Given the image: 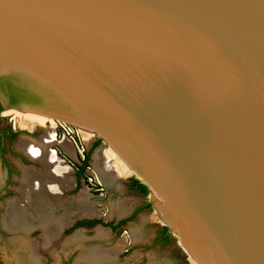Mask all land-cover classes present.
<instances>
[{
	"label": "water",
	"instance_id": "95a60500",
	"mask_svg": "<svg viewBox=\"0 0 264 264\" xmlns=\"http://www.w3.org/2000/svg\"><path fill=\"white\" fill-rule=\"evenodd\" d=\"M5 76L92 119L195 263L264 264V0H0Z\"/></svg>",
	"mask_w": 264,
	"mask_h": 264
},
{
	"label": "rangeland",
	"instance_id": "374dc122",
	"mask_svg": "<svg viewBox=\"0 0 264 264\" xmlns=\"http://www.w3.org/2000/svg\"><path fill=\"white\" fill-rule=\"evenodd\" d=\"M27 104L28 106L45 109L51 112H56L59 109L53 104L52 105L42 104L40 106L38 105L39 104L38 102L31 103L30 105L29 103ZM15 105H25V104L23 103V101L22 102L18 101L15 102ZM13 109H17V108L12 107L8 109H3L0 112V126L1 127L13 126L16 131V135L12 138L11 142L7 143V141H5L3 146L2 155L5 158V160L8 162L11 168L10 169L11 172L9 173L8 178L5 179L4 167L0 165V174H1L0 207H3V205H5L6 201L9 199H16L18 200L20 205L22 206L26 205V201L21 197V195L18 193L17 190V187L19 185L18 178L21 174L20 173L21 168L23 167H32L34 169L39 168L41 169L42 173L45 172V166H43L44 164L32 160L24 152L22 148L23 146L21 147V144H23L24 141L27 142V140H34V141L36 140L35 142L38 143L39 141H42V138L44 137L48 138V136H52L53 140L52 142H49L48 148L49 151H52L53 153V158L50 160L55 161V163L51 164L50 161L47 166L51 168H56L59 166L65 167L68 172L67 177L69 184L62 195H61L62 192L61 190L59 194V201L57 206L60 207L61 205H63L65 199H67L65 202H69L70 205L69 213L71 214L69 215L70 216L69 223L63 225L62 229L57 234V237H55L53 241L48 245L46 244L43 245L42 243L43 241L40 237V234L35 235V233H32L29 236L30 241H32V239L35 241L34 245L36 247V252L40 257V264H75V258L79 254L78 247L72 246L71 248H68L66 250L62 249L63 242L65 241V239L71 236L77 230H80V229H75L72 232H68V233L64 232L72 222L81 218H87V219L97 218L108 222L110 220L116 219L117 216H121L125 214L126 210L128 211L131 207H133L138 202H141L143 199H147L149 201V204L146 210L140 214V218L141 216H145L146 218L145 225L148 233H151V231L157 224H164V226H166L167 228V224L162 219L161 214L158 211L157 207H155L154 201L156 197H153L152 191L150 192V190L147 189L144 197L133 195L126 191L124 183L130 176L132 177L136 176L135 178L139 180V182L141 183H143L142 181L143 179L134 170H132L128 164H126L130 168L128 172H125L124 170L120 171L121 169L119 170L117 158H114L109 155L108 149L111 148V146L101 137L96 135L94 132H91L90 130L89 137L85 139V137L81 135L82 132H80L78 126L69 124L60 119H54L52 117L51 118L54 121L53 124L50 122H46L43 125L40 124L32 125V123H29L30 121L21 119V117H15L14 116L15 114L11 112V110ZM18 122H20L21 125H18ZM23 122L24 123L27 122L29 125H26ZM59 123L63 127H57L59 126L58 125ZM95 139L97 141L94 143V146H92V148H90V150L88 151L86 165L83 167V169L80 172L81 186H79V188L76 191H73L72 190V185L74 180L73 175L74 172L76 171L75 163L76 162L78 164L81 163L82 154H85L86 150L90 145V142H92V140ZM61 141L65 142L69 146V150H65L64 147L61 146ZM119 159L121 158L119 157ZM95 160L97 161L100 160L101 164L103 162L104 163L108 162L109 165H112L113 168H111V173L113 177L116 178L117 180L116 181L117 189L114 190L109 189L100 180L98 172L94 167ZM145 186L147 188V185ZM81 191H84L86 193V200L88 201V203L94 205L95 212L93 214L85 215L78 211L76 199ZM115 198L119 199L120 203L122 204L121 208L122 209L125 208V210L123 211V213H121V215H118L112 209V204L114 203ZM156 199L159 200L158 198ZM81 229H83V234L88 236L92 235V233L95 230H98V228L94 229V227H90L88 229L85 228H81ZM104 232L105 231L101 230V233ZM171 234L173 235V239L171 243L169 244L168 247H165L164 250L160 251V254L156 256L157 259L162 260L164 264H197L194 262L193 258L190 255H188V252L185 249H183L181 243L178 240L177 235L175 233H171ZM5 239H6V235H4V233H0V264H18L16 259H14L15 257L11 256L10 253L7 254L3 253V250L6 246ZM103 239L106 241V243H108L107 242L108 240H111L112 242L118 238L113 239L107 236L106 238ZM120 240L121 239L118 240L117 244L120 243ZM122 241L123 243H125L124 237L122 238ZM86 242L87 241H83L82 244L85 245ZM28 245H30V243ZM9 248L10 250H12L13 247L10 246L8 247V249ZM124 248L125 247L123 245H121V247L119 245L116 246L117 251L114 254V259H116L117 264H133L136 259V256H132V254H134L133 252L137 251V249L136 250L134 249L129 253H126L123 252ZM26 249L29 251V246L26 247ZM150 252L151 250H149L148 252V256H150L148 258L152 259ZM24 253L25 251L23 249L22 256Z\"/></svg>",
	"mask_w": 264,
	"mask_h": 264
},
{
	"label": "bare ground",
	"instance_id": "6f19581e",
	"mask_svg": "<svg viewBox=\"0 0 264 264\" xmlns=\"http://www.w3.org/2000/svg\"><path fill=\"white\" fill-rule=\"evenodd\" d=\"M19 110L21 109H13L11 112L15 114V117H21V119L30 121L29 123H32V125H43L46 122L54 123L53 119L49 116L32 111ZM80 123L81 124L77 126L85 139L89 137L90 129H94L95 127L102 130L92 119H81ZM24 124L29 125L27 122ZM18 125H21V123L18 122ZM100 130L98 133L102 135L101 133H104V131L102 130L100 133ZM52 138V136H48V138L44 137L42 141L38 143L35 142L36 140H27V142L24 141L23 144H21V147L23 146L22 148L28 157L44 164L45 172L42 173L39 168H21L17 190L26 201V205H20L16 199H9L3 207H0V233L6 235V246L5 248L3 247L4 250H2L4 254L10 253L11 256H14L18 264H40V257L34 245L35 241L33 239L32 241L29 240L30 234H40L43 245H48L57 237L63 225L69 223V215L71 214L69 213V202H65L67 199H65L63 205H59L60 207L57 206L61 190L67 188L69 184L67 169L61 166L56 168L47 166L51 161L50 159L53 158V153L49 151L48 148L49 142L53 140ZM61 146H63L65 150H69V146L65 142L61 141ZM108 152L110 156L117 158L119 170L121 169L120 171L124 170L128 172L130 168L122 159H119L116 150L111 147L108 149ZM107 163L108 162H103L101 164L100 160H95L94 167L104 185L114 190L117 189V180L111 173V168H113L112 165ZM151 191L153 197L158 198L155 191L153 189H151ZM76 200L80 213L86 215L95 212L94 205L88 203L86 200V193L84 191L78 194ZM121 205L119 199L115 198L112 209L118 215H121L125 210V208H121ZM141 226H143V224ZM101 234L103 233L96 230L92 237H90L91 235H85L83 231L77 230L65 239L62 249L66 250L72 246L78 247L79 254L75 258V264H115L113 259L116 248L106 247L94 242L95 238H101ZM83 241H87L85 245L82 244ZM29 243L30 245H28ZM10 246L13 247L12 250H10V248L8 249ZM28 246L29 251L26 249ZM23 249L25 253L22 256Z\"/></svg>",
	"mask_w": 264,
	"mask_h": 264
},
{
	"label": "flooded vegetation",
	"instance_id": "af4514ba",
	"mask_svg": "<svg viewBox=\"0 0 264 264\" xmlns=\"http://www.w3.org/2000/svg\"><path fill=\"white\" fill-rule=\"evenodd\" d=\"M17 84L19 87L21 86V84L18 81H17ZM40 98H41V101H40V103L38 102L39 103L38 105L40 106L42 104H46L45 98H43V97H40ZM15 102H18V101H15ZM15 102H8L7 98L2 93H0V112L3 109L15 107L16 106ZM23 103L25 105H28L27 102L23 101ZM29 105H30V103H29ZM15 135H16V131H15V128L13 126L12 127L11 126H7V127H1L0 126V165L4 167L5 179L8 178V175L11 172L10 171L11 168H10L8 162L5 160V158L2 155L3 146H4L5 141H7V143L11 142L12 138ZM96 141L97 140L95 139V140H92V142H90V145H89L88 149L86 150L85 154H82L81 163L80 164H78L77 162L75 163L76 164L75 165L76 171L74 172V175H73L74 176L73 177L74 178L73 185H72L73 191H76L79 188V186H81L79 166L82 164V161H83L85 155H88V151L90 150V148H92V146H94V143ZM37 162H39V161H37ZM50 163L54 164L55 161L52 160ZM135 179H136L135 177L130 176L126 180V182L124 183L125 189L128 193L144 197L145 194L142 193V189L138 185L141 182H139V180H138V182H136ZM65 189L66 188L62 189L61 195L63 194ZM148 204H149V201L147 199H143L141 202H138L133 207H131L128 211H126L125 214H123L121 216H117L116 219L110 220L108 222H106L102 219H97V218H94V219H87V218L77 219L74 222H72L71 225L68 226V228L64 232H66V233L72 232L79 227H83L85 229H88L90 227H95V226L102 227L107 231L110 238H113V239L114 238H120L121 241H122L123 237L125 238V241H124L125 243L122 244L125 247L123 249V252L129 253L130 251L137 249L136 252H139L140 255L136 256V259H135L133 264H145V262L147 261L149 250H151L150 253L153 254V257L157 258L156 256H158V254H160V251L164 250L165 247H168L169 244L171 243L172 239H173V235L170 233V231L163 224L155 225V227L153 228L151 233H148L146 231V227L143 226L144 231L141 234V238L139 237L138 239L133 240V241L130 239V235L127 231V225L128 224L135 225V224L139 223L141 220L140 214L146 210ZM82 220H96L98 222L94 223V224H90V225H86V224L76 225L77 222L82 221ZM142 224L145 225L146 223H142ZM94 232L92 233V235L94 234ZM92 235L90 237H92ZM98 240H101V238H95L94 242L98 243Z\"/></svg>",
	"mask_w": 264,
	"mask_h": 264
},
{
	"label": "trees",
	"instance_id": "16d2710c",
	"mask_svg": "<svg viewBox=\"0 0 264 264\" xmlns=\"http://www.w3.org/2000/svg\"><path fill=\"white\" fill-rule=\"evenodd\" d=\"M17 79L14 76H5L0 77V93H2L8 100V102H15V101H24L27 103H36L39 102V97L34 94L25 84H21L19 87L17 84ZM19 82V81H18ZM87 161V155H85L82 164L79 166V171L83 169V167L86 165ZM136 182H138L137 179H135ZM141 189L142 193L146 194V186L143 183L138 184ZM96 220H82L76 223V225L81 224H94L97 223Z\"/></svg>",
	"mask_w": 264,
	"mask_h": 264
},
{
	"label": "crops",
	"instance_id": "0c3cea01",
	"mask_svg": "<svg viewBox=\"0 0 264 264\" xmlns=\"http://www.w3.org/2000/svg\"><path fill=\"white\" fill-rule=\"evenodd\" d=\"M145 218V216H141V220H140V222L139 223H137V224H135V225H130V224H128L127 225V231H128V233H129V235H130V239L133 241V240H136V239H138L139 237L141 238V234L143 233V229H144V227H146V225H144L143 224V226H141L142 225V223H146L145 221H146V218ZM81 228H83V227H79V228H77V229H80L81 231H83V229H81ZM96 228H98V231L99 232H101V230L102 231H105L104 233H103V235L101 236L102 237V241L101 240H98V244H100V245H104V246H106V247H114V248H116V246H120L121 247V245L123 244V242L120 240V243L119 244H117L118 243V240L120 239V238H118V239H116L115 241H112L111 242V240H108L107 242L108 243H106V241L103 239V238H106L107 236L109 237V235H108V233H107V231L104 229V228H102V227H99V226H95L94 227V229H96ZM147 231V230H146ZM145 231V232H146ZM148 232V231H147ZM110 238V237H109ZM115 239V238H114ZM101 241V242H100ZM117 251V250H116ZM116 251H115V253H116ZM134 254H132V256H139L140 254H139V252H133ZM131 256V257H132ZM130 257V258H131ZM148 257H150V256H148ZM147 257V261L145 262V264H164L163 263V261L162 260H158L157 258H154L153 257V254H151V257H152V259H149ZM114 261H115V263L117 264V261H116V259H114Z\"/></svg>",
	"mask_w": 264,
	"mask_h": 264
},
{
	"label": "built area",
	"instance_id": "2783aa9c",
	"mask_svg": "<svg viewBox=\"0 0 264 264\" xmlns=\"http://www.w3.org/2000/svg\"><path fill=\"white\" fill-rule=\"evenodd\" d=\"M58 125H59V126H57V127H63V126H61V124H60V123H59Z\"/></svg>",
	"mask_w": 264,
	"mask_h": 264
}]
</instances>
